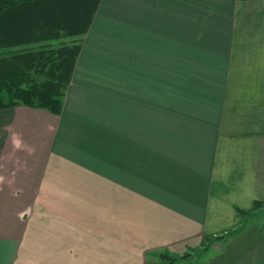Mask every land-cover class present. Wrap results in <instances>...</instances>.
Returning a JSON list of instances; mask_svg holds the SVG:
<instances>
[{
	"label": "crops",
	"instance_id": "1",
	"mask_svg": "<svg viewBox=\"0 0 264 264\" xmlns=\"http://www.w3.org/2000/svg\"><path fill=\"white\" fill-rule=\"evenodd\" d=\"M254 199L264 0H100L61 111L0 108V264H264Z\"/></svg>",
	"mask_w": 264,
	"mask_h": 264
},
{
	"label": "trees",
	"instance_id": "2",
	"mask_svg": "<svg viewBox=\"0 0 264 264\" xmlns=\"http://www.w3.org/2000/svg\"><path fill=\"white\" fill-rule=\"evenodd\" d=\"M99 1L0 0V108L26 104L61 111L83 34ZM261 203L254 199L251 208ZM163 254L169 255L159 256ZM170 257L168 262L176 256Z\"/></svg>",
	"mask_w": 264,
	"mask_h": 264
},
{
	"label": "rangeland",
	"instance_id": "3",
	"mask_svg": "<svg viewBox=\"0 0 264 264\" xmlns=\"http://www.w3.org/2000/svg\"><path fill=\"white\" fill-rule=\"evenodd\" d=\"M80 187H81V183H80ZM62 194L63 195H69V196H71V197H73V198H79V199H81V190L80 191H68V192H62ZM251 209V208H250ZM246 210H249V209H246ZM245 210V214H247V211ZM262 212L263 211H260V212H258L257 213V216H261V214H262ZM242 220H244V225H246L251 219H246V218H244V219H242ZM154 254H152V256H151V258H158V257H160L159 256V253H155V252H153ZM176 257H177V255H176ZM171 258V257H170ZM172 259V258H171ZM175 259V258H174ZM198 260H200L199 258H198ZM151 261H153V262H156V259H153V260H151ZM159 261V263H163V262H168V260H158ZM173 261V260H172Z\"/></svg>",
	"mask_w": 264,
	"mask_h": 264
}]
</instances>
